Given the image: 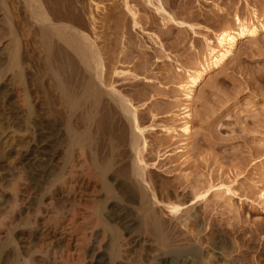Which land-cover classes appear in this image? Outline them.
Wrapping results in <instances>:
<instances>
[{
  "label": "bare ground",
  "instance_id": "6f19581e",
  "mask_svg": "<svg viewBox=\"0 0 264 264\" xmlns=\"http://www.w3.org/2000/svg\"><path fill=\"white\" fill-rule=\"evenodd\" d=\"M7 2L0 0V48L7 52L0 59V101L16 125H0V264L228 262L223 255L235 250L221 235L225 229H215L212 208L184 215L189 200L193 208L214 195L213 182L193 187L179 175L168 181L151 167L146 127L132 99L106 76L104 50L93 25H86L84 3L22 1L47 69L41 74L23 62L16 25L23 19ZM263 29V22L235 16V28L217 34L201 68L188 70L185 99L190 103L193 87L239 39ZM47 85L62 108L50 100ZM190 113L183 112L180 127L186 136ZM190 187L192 196L185 191Z\"/></svg>",
  "mask_w": 264,
  "mask_h": 264
},
{
  "label": "rangeland",
  "instance_id": "374dc122",
  "mask_svg": "<svg viewBox=\"0 0 264 264\" xmlns=\"http://www.w3.org/2000/svg\"><path fill=\"white\" fill-rule=\"evenodd\" d=\"M7 1L11 13L23 19L16 22L23 62L45 74L29 8L23 0ZM80 2L87 27L93 25L90 29L104 50L106 76L132 99L139 125L146 127L151 167L168 181L179 175L191 184L209 178L213 182L214 195L193 208L189 200L184 215L209 205L214 228L225 229L219 231L235 250L223 255L228 259L224 264H264V29L239 39L227 59L193 87L190 103L184 96L188 70L194 74L201 68L217 34L235 28V16L264 23V0ZM159 5L162 10L156 9ZM171 18L186 25L177 27ZM5 50L0 48V59ZM47 88L50 100L62 108V99ZM188 108L186 136L180 127ZM0 112V125H16L6 117L1 101ZM192 189L185 191L192 196ZM203 224L207 231L210 226Z\"/></svg>",
  "mask_w": 264,
  "mask_h": 264
}]
</instances>
